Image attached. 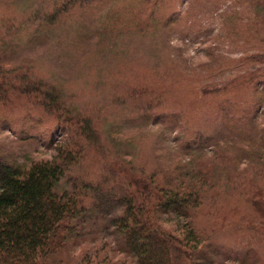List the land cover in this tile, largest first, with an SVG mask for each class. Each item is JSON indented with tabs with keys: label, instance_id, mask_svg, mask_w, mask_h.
Instances as JSON below:
<instances>
[{
	"label": "rangeland",
	"instance_id": "obj_1",
	"mask_svg": "<svg viewBox=\"0 0 264 264\" xmlns=\"http://www.w3.org/2000/svg\"><path fill=\"white\" fill-rule=\"evenodd\" d=\"M70 1L0 0V158L28 168L73 149L59 195L98 181L124 193L130 175L193 189L192 216L156 215L198 239L176 264H264V0ZM48 92L99 138L76 152ZM87 207L46 263L137 264L113 225L122 207Z\"/></svg>",
	"mask_w": 264,
	"mask_h": 264
},
{
	"label": "trees",
	"instance_id": "obj_2",
	"mask_svg": "<svg viewBox=\"0 0 264 264\" xmlns=\"http://www.w3.org/2000/svg\"><path fill=\"white\" fill-rule=\"evenodd\" d=\"M101 1L104 0H72L68 4L90 6ZM58 15L56 12L52 18ZM2 86L5 85L0 83V88ZM12 86L9 83L6 87ZM220 90H202V94H215ZM42 102L55 110L65 128L72 130L75 143L72 147L76 152L81 151L80 142L91 143L99 138L90 120L70 118L58 94L48 92ZM68 149L71 148L61 147L55 159L36 162L28 168L0 158V264H47L46 259L62 250L86 218L87 202L92 199L106 210L122 207L113 225L125 250L137 259V264H176L175 247L180 243L188 247L190 253L198 247L192 230L186 237L187 242L184 240L186 243L178 241L158 227L156 216L163 210L186 218L189 214L192 216L201 205L198 192L173 189L168 183L157 186L154 192L153 179L130 175V189L124 193L117 184L108 187L104 181H98L96 184L77 183L80 191L59 195L55 189L66 166L72 161L78 162L74 150ZM124 187L126 185L120 188Z\"/></svg>",
	"mask_w": 264,
	"mask_h": 264
}]
</instances>
